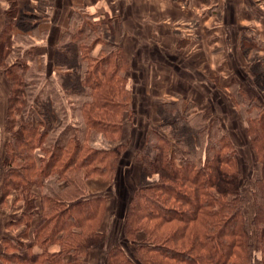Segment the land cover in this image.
I'll list each match as a JSON object with an SVG mask.
<instances>
[{"label": "rangeland", "instance_id": "1", "mask_svg": "<svg viewBox=\"0 0 264 264\" xmlns=\"http://www.w3.org/2000/svg\"><path fill=\"white\" fill-rule=\"evenodd\" d=\"M178 1L175 8L139 9L133 7L135 0H0L5 17L0 27V180L9 178L7 143L16 147L12 133L27 119L32 118L40 131H48L47 145L83 137L81 106L90 98V88L82 81L92 58L112 54L107 73H115V81L128 95L118 140L106 141L94 133L100 146L123 143L124 147L115 176L112 171L86 179V196L105 194L109 202L107 238L103 246L90 251L89 264H106L101 249L123 241L122 225L131 198L140 186L159 179L155 173L146 175L143 165L157 151L154 145L162 143L157 133L174 142L178 163L187 156L197 164L211 156L213 145L226 134L237 151L242 189L249 198L261 176L248 119L259 118L264 108V24L241 18L239 11L247 35L236 40L235 26H225L226 9L220 0ZM249 33L257 35L252 38ZM6 68H13L17 78L8 76ZM18 77L24 90L19 96L26 104L11 116L9 97ZM13 87L19 91L17 84ZM250 102L254 107L248 108ZM40 151L33 149L35 154ZM74 172L41 177L43 187L33 189L36 200L41 193L57 190L66 177L74 178ZM79 172L75 179L84 181ZM22 191H18L20 209L29 197ZM253 212L251 198L248 219ZM26 215L21 236L28 231L25 222L34 224L39 218ZM248 226L254 236L250 221ZM135 243L129 240L127 248L133 251ZM65 256L70 259L71 254Z\"/></svg>", "mask_w": 264, "mask_h": 264}, {"label": "trees", "instance_id": "2", "mask_svg": "<svg viewBox=\"0 0 264 264\" xmlns=\"http://www.w3.org/2000/svg\"><path fill=\"white\" fill-rule=\"evenodd\" d=\"M110 55L92 58L84 73L82 83L90 88V98L81 106L85 125L82 138L74 136L64 145L56 141L47 145L48 131H40L31 118L12 133L16 147L7 143L5 163L10 169L8 180H3L1 185L2 197L15 190L20 199L18 191L23 189L29 200L26 199L27 206L19 223L25 221L27 213L39 216L34 224L30 220L25 222L28 227L33 225L34 241L27 256L20 259L22 264H89L90 251L105 244L109 229L105 219L108 197L86 196V179L112 171L115 176L120 148L124 147L123 143L115 147L108 143L100 146L94 137L97 133L106 141L118 140L123 114L129 106L128 95L115 81V73H107ZM6 69L8 76L17 78L13 68ZM21 78L12 82L19 91L12 86L8 105L11 116L21 112L26 104L19 96L24 91ZM251 107H254L252 102L248 103V108ZM248 123V133L262 166L261 176L251 191L254 207L251 219L247 216L251 198L242 189L243 174L237 151L226 134L213 145L211 156L197 164L187 156L178 163L172 149L174 142L157 133L162 143L154 145L157 151L153 157L147 156L143 165L146 175L155 173L159 179L136 190L122 225L123 241L111 249L102 248L103 261L106 264H264V108L259 118H250ZM38 147L41 151L35 154L33 149ZM69 171H75V177L78 171L82 172L85 180L79 182L74 176L66 177L57 190L41 193L36 200L38 194L33 189L40 185L41 177L51 173L62 177ZM249 221L254 226V236ZM129 240L136 242L133 251L127 248ZM54 244L60 249L52 252L50 247ZM68 253L72 258H65Z\"/></svg>", "mask_w": 264, "mask_h": 264}, {"label": "crops", "instance_id": "3", "mask_svg": "<svg viewBox=\"0 0 264 264\" xmlns=\"http://www.w3.org/2000/svg\"><path fill=\"white\" fill-rule=\"evenodd\" d=\"M182 1V0H181ZM210 1V0H206ZM223 4V8L226 9L224 15L225 26L227 24L234 25V36L236 40H241L245 33L243 27V21L239 20V11L241 13V18L245 17L257 23L264 24V0H220ZM182 3V2H181ZM135 5L133 7L143 9H158L160 7H179L180 1L178 0H135ZM146 4V5H145ZM130 5V4H129ZM131 6V5H130ZM1 8V5H0ZM260 11V12H259ZM1 12V9H0ZM234 19L231 21L229 17ZM3 13H0V27L4 25ZM1 29V28H0ZM246 29V28H245ZM227 29L225 30V32ZM228 33V32H226ZM254 35L255 38L257 34L249 33ZM247 35V34H246ZM227 38V35H225ZM34 39V38H33ZM54 38L52 39V41ZM32 55L36 53V48L33 46L31 48ZM45 57L48 53H42ZM51 54H49L50 57ZM3 86L1 85V88ZM3 180H0V264H18L20 259L27 256L30 252L31 245L34 241L33 225L28 227V231L25 236H21L22 227L24 224L19 223L22 216V209H20L18 194L15 190L8 192L5 197H2L1 185ZM19 242V243H18ZM36 249V247H34ZM60 246L54 244L50 247V251H58Z\"/></svg>", "mask_w": 264, "mask_h": 264}]
</instances>
